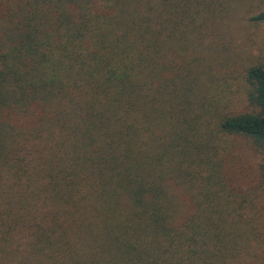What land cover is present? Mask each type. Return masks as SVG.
Here are the masks:
<instances>
[{"label": "trees", "instance_id": "obj_1", "mask_svg": "<svg viewBox=\"0 0 264 264\" xmlns=\"http://www.w3.org/2000/svg\"><path fill=\"white\" fill-rule=\"evenodd\" d=\"M199 11L0 0V264H201L224 248L213 141L264 146V65L246 71L253 112L213 131L185 61ZM179 195L192 235L178 233L194 218L177 224Z\"/></svg>", "mask_w": 264, "mask_h": 264}, {"label": "rangeland", "instance_id": "obj_2", "mask_svg": "<svg viewBox=\"0 0 264 264\" xmlns=\"http://www.w3.org/2000/svg\"><path fill=\"white\" fill-rule=\"evenodd\" d=\"M196 1L200 11L192 24L185 61L197 77L196 92H201L197 100L208 101L209 107L205 105L199 114L207 111L202 119L214 131L218 117L253 112L249 100L252 86L246 81V71L264 65V22L252 20L264 10V0ZM213 144L219 147L222 160L218 199L229 214L219 226L226 233L224 248L210 244L206 258L202 256L205 261L199 263L263 264L264 146L223 135H217ZM178 198L177 224L191 214L197 216L186 196ZM198 220L192 218L191 227L178 233L194 234L200 226Z\"/></svg>", "mask_w": 264, "mask_h": 264}]
</instances>
